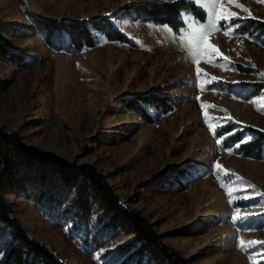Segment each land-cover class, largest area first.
<instances>
[{
    "label": "rangeland",
    "instance_id": "obj_1",
    "mask_svg": "<svg viewBox=\"0 0 264 264\" xmlns=\"http://www.w3.org/2000/svg\"><path fill=\"white\" fill-rule=\"evenodd\" d=\"M187 1L188 0H176ZM172 0H0V43L27 61L17 67L0 60V129L18 135L37 154L53 155L76 165H88L106 178L121 205L152 224L161 241L185 264H260L264 245L242 251L238 239L264 241V198L249 195L229 205L221 180L212 172L218 161L264 193V160L229 154L218 145L204 119L220 122L217 135L234 129H264V90L247 98L240 85H264V38L239 30L235 38L215 32L209 43L219 48L220 65L189 62L181 37L193 15L178 33L160 25L113 17L124 6ZM251 16L232 5L241 25L264 22V3L237 0ZM205 16L206 11L199 5ZM107 17L128 43L108 41L95 34V46L74 50L61 36L50 47L45 31L34 19L81 22ZM255 17V18H253ZM196 23L200 21L195 20ZM228 28L227 24H224ZM139 41L140 43H138ZM143 45V47L141 46ZM227 57V61L223 59ZM219 78L208 84L203 74ZM238 82V83H237ZM199 84L218 91H201ZM234 88L229 89L228 86ZM159 95L173 99L171 112L145 105L146 122L127 111L120 99ZM199 97V99H197ZM237 97V98H233ZM255 101V103H253ZM231 117L227 123L224 121ZM239 122V123H237ZM49 177H54L49 174ZM14 190L5 195L10 218L29 239L49 248L71 264H161L148 256L123 253L134 235L121 225L111 226L109 216L97 205L83 221L74 216L73 189L48 181L28 165L14 168ZM235 196L252 190L232 183ZM251 213L238 231L230 217ZM14 245L0 223V264Z\"/></svg>",
    "mask_w": 264,
    "mask_h": 264
},
{
    "label": "trees",
    "instance_id": "obj_2",
    "mask_svg": "<svg viewBox=\"0 0 264 264\" xmlns=\"http://www.w3.org/2000/svg\"><path fill=\"white\" fill-rule=\"evenodd\" d=\"M187 11L196 20L203 22L204 13L193 3L177 1L175 3L145 2L142 4H130L124 6L113 17L117 19H129L135 22L150 23L153 25L169 26L174 33L183 28L180 13ZM39 27L45 31L44 40L50 47L61 36L67 38V46L74 50L93 48L95 46V34H103L108 41L128 43V39L115 30L107 17L100 20H83L81 22L45 21L34 19ZM240 31L250 36L259 34L264 38V22L249 21L240 28ZM0 60L17 67H25L27 61L19 56L11 54L0 43ZM234 88L233 85L228 86ZM246 88L247 98H252L264 90L263 84L240 85L238 90ZM124 108L138 115L146 122H151V117L144 106L149 105L162 113L173 110L174 101L167 96L159 95H135L130 99H120ZM232 125L225 127L218 135L230 132ZM245 131L253 133L257 137L256 143L264 145V132L252 127H245ZM243 135L237 132L224 141L225 147L234 146L235 142ZM245 158L264 160V151L256 145L244 146L240 151ZM20 164L36 168L48 181L57 177L61 188L73 189L75 193L74 216L79 220H87L92 214V207L97 205L109 216L110 225H121L129 233L134 235L131 243L122 248L123 253H129L137 257L148 256L161 264H185L178 253L166 246L160 236L155 232L152 224L139 214L124 208L119 198L114 194L106 178L88 165H76L67 163L53 155L37 154L27 147L18 135H10L0 129V223L4 230L8 231L14 245L11 247L6 260L2 264H71L60 260L46 246L38 244L28 238L22 226L10 218L5 195L13 191L14 168ZM49 174L54 177H49ZM141 264V263H139ZM148 264V263H146ZM260 264H264V260Z\"/></svg>",
    "mask_w": 264,
    "mask_h": 264
},
{
    "label": "snow or ice",
    "instance_id": "obj_3",
    "mask_svg": "<svg viewBox=\"0 0 264 264\" xmlns=\"http://www.w3.org/2000/svg\"><path fill=\"white\" fill-rule=\"evenodd\" d=\"M172 2H176V0H172ZM188 2H194L197 5L201 7L202 10L206 11V22H199L196 23L195 20L197 18H193L192 21L189 22L188 30L184 33V36L181 37V40L184 41L182 45V50L186 51L187 58L189 62L197 65V81L199 82L201 80V70L199 69L198 65L201 61L207 64H211L212 66H221L226 67V65H220L219 62L214 59L215 57H221L222 54L219 51V48L217 46H213L209 43V37L214 34L215 32H222L225 36H230L235 38V31L239 30L242 25L239 22L240 17L238 13L232 12L229 10L226 5H232L236 8L241 9L243 12L248 13L249 16H251V12L249 9L245 8L242 4H239L237 0H188ZM257 2L264 3V0H257ZM181 19L184 20L188 17H191L192 14L187 11H182L180 13ZM255 18V17H253ZM224 24L228 25V28L224 27ZM164 30L167 31H173L169 28V26L164 25L162 26ZM140 43L139 41H137ZM143 47V45L141 44ZM225 61H227V57H223ZM262 78H264V73H259ZM203 79L207 81L208 84L212 83H219V78L215 76H209V74L204 73ZM238 83V82H237ZM201 91H218L219 89L209 88L205 84H199ZM237 98V97H233ZM199 99V97H197ZM255 103V101H253ZM202 110H204V119L205 123L208 126L209 130L212 132L213 136L216 138L217 144H222L223 140L227 137L236 135L237 132H242L243 135L240 137L238 141L234 144V149H227L228 153L231 154H238L239 151L247 145H256L261 151H264V145H258L256 143L257 137L248 131H245L244 127L233 129L230 132L224 133L223 135H217V127L220 126V122L217 121L215 118L209 117L207 109L208 108H215V105L210 104H201ZM260 111H264V109H258ZM229 120H231V117H228L224 123H227ZM239 123V122H237ZM261 132H264V129L259 130ZM212 172L217 175V178L220 179L221 177H230V182H224L221 180V186L225 189V194L228 199L229 205H233L234 200L236 199H248L249 195H255L259 196L261 198H264V193L259 192L255 185H252L250 183H246L243 181L242 177L237 176L234 173L227 172L225 170H222V166L219 164L218 161L214 162V168L212 169ZM238 183L241 185V187H247L252 190L251 194H244L241 196H235L234 191H236L232 187V183ZM261 207H264V204L260 205ZM234 212H236V215L230 217L233 224L237 227L238 231H252L253 229L248 228L245 229L241 227V225L248 221L250 218L251 213L248 215H239L240 209L238 207H235ZM256 245H264V241H244L242 239H238V246L242 251H247L248 248L254 247Z\"/></svg>",
    "mask_w": 264,
    "mask_h": 264
},
{
    "label": "crops",
    "instance_id": "obj_4",
    "mask_svg": "<svg viewBox=\"0 0 264 264\" xmlns=\"http://www.w3.org/2000/svg\"><path fill=\"white\" fill-rule=\"evenodd\" d=\"M174 3V2H173ZM140 4H142V3H140Z\"/></svg>",
    "mask_w": 264,
    "mask_h": 264
}]
</instances>
